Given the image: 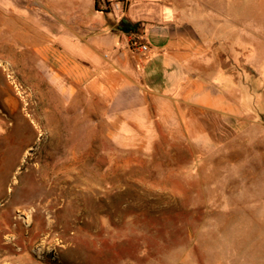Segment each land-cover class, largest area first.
Instances as JSON below:
<instances>
[{"label": "rangeland", "instance_id": "1", "mask_svg": "<svg viewBox=\"0 0 264 264\" xmlns=\"http://www.w3.org/2000/svg\"><path fill=\"white\" fill-rule=\"evenodd\" d=\"M88 1L0 0V264H264V52L221 58L240 97L202 115L206 148L122 150L104 104L63 97L19 38L43 3Z\"/></svg>", "mask_w": 264, "mask_h": 264}, {"label": "crops", "instance_id": "2", "mask_svg": "<svg viewBox=\"0 0 264 264\" xmlns=\"http://www.w3.org/2000/svg\"><path fill=\"white\" fill-rule=\"evenodd\" d=\"M94 3L45 2L28 16L37 32L19 38L46 83L68 100L83 91L104 104L119 149L150 151L162 135L206 148L202 115L232 117L240 97L220 60L264 52V0H128L117 12ZM122 17L140 23L136 34L115 29Z\"/></svg>", "mask_w": 264, "mask_h": 264}, {"label": "trees", "instance_id": "3", "mask_svg": "<svg viewBox=\"0 0 264 264\" xmlns=\"http://www.w3.org/2000/svg\"><path fill=\"white\" fill-rule=\"evenodd\" d=\"M95 9L96 10H101L99 7L98 0H95ZM140 28V23H135L132 22L129 18L127 17H122L118 24L116 25V30L120 31L126 35L130 34H136Z\"/></svg>", "mask_w": 264, "mask_h": 264}, {"label": "built area", "instance_id": "4", "mask_svg": "<svg viewBox=\"0 0 264 264\" xmlns=\"http://www.w3.org/2000/svg\"><path fill=\"white\" fill-rule=\"evenodd\" d=\"M128 0H102L104 7L108 12L118 11L121 6L125 5ZM132 47L136 48L140 53L147 52V46L144 44H139L138 42H132Z\"/></svg>", "mask_w": 264, "mask_h": 264}]
</instances>
